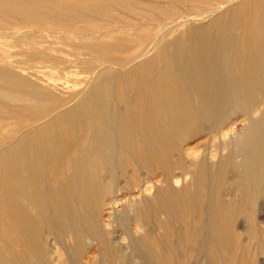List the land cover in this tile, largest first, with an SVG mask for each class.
Wrapping results in <instances>:
<instances>
[{
  "label": "bare ground",
  "instance_id": "1",
  "mask_svg": "<svg viewBox=\"0 0 264 264\" xmlns=\"http://www.w3.org/2000/svg\"><path fill=\"white\" fill-rule=\"evenodd\" d=\"M81 68L87 90L66 78ZM14 120L0 264H260L264 0H0ZM114 176L130 231L94 221L127 198L100 192Z\"/></svg>",
  "mask_w": 264,
  "mask_h": 264
},
{
  "label": "rangeland",
  "instance_id": "2",
  "mask_svg": "<svg viewBox=\"0 0 264 264\" xmlns=\"http://www.w3.org/2000/svg\"><path fill=\"white\" fill-rule=\"evenodd\" d=\"M172 38L173 37H166V39L164 38L162 40V42L169 41ZM8 40H13V39H8ZM9 49L15 55L14 57L16 58V60L21 59L23 61H25V59L27 60L28 56L31 55L30 52H32L31 49H28L27 47L23 46L22 44H13L12 47H10ZM77 71H78L77 73H75L73 75H68L66 77L69 80V84L70 85L72 84L71 86L74 89L83 88L84 90H87L90 87V85L95 81L97 71L94 70L91 72V74H89L83 68L78 69ZM86 76L89 77V80L87 82H85V80H84ZM22 125H25V123L14 120V121H10L8 124H5L4 126L0 127V143H2L3 141L7 142V141H11L12 139H15V138H11L12 136H15L17 138L19 133H21V131L23 130ZM31 129H34V128H31ZM234 130L235 131L240 130V125L235 124ZM4 143L2 145H4ZM202 149L203 148L200 149V153H201ZM187 180H188V178H187ZM178 185H180V183ZM125 186H126V183H125V181H123V179L121 177L117 176L116 180H115V176H114V180H113V178H110L108 180V182L106 183L105 187L102 186L100 192L105 190L106 194L111 193L110 196L107 198V200L109 198H112V195L118 189H119L121 195L124 194L127 196L129 194L126 193L125 191H124L125 193L123 192V190H125ZM120 187H122V188H120ZM105 199H106V197H105ZM105 199L103 198V201ZM129 199H130L129 196H127V198L122 202H119L117 204L116 203L110 204L108 206L109 208H107L108 211L107 210L106 211L104 210L105 212L102 211L94 221L96 222V220H97L98 223L101 224V227H124V228L126 227L127 230L130 231L132 227H136V224L133 221V213L130 210V205H129L130 200ZM126 200H127V202H126ZM102 204H103V202H102ZM102 204L99 203V207ZM108 213L111 215L109 216ZM260 217H261V220L264 221V215H261ZM260 217H259V219H260ZM108 222H109V224H108ZM263 224H264V222H263ZM90 227H94V226L90 225ZM258 258H259L260 264H264V251H262V253H259Z\"/></svg>",
  "mask_w": 264,
  "mask_h": 264
}]
</instances>
